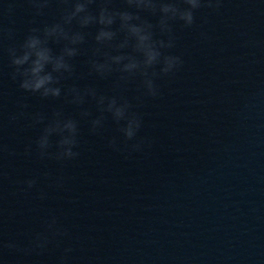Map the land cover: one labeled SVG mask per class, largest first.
I'll list each match as a JSON object with an SVG mask.
<instances>
[{
	"label": "clouds",
	"instance_id": "obj_1",
	"mask_svg": "<svg viewBox=\"0 0 264 264\" xmlns=\"http://www.w3.org/2000/svg\"><path fill=\"white\" fill-rule=\"evenodd\" d=\"M3 0L0 4V52L6 54L10 69L8 78L18 89L41 101H62L50 115L41 111L29 112V104L22 97L16 110L6 116L7 125L24 121L27 128H38L33 143L24 148V155L35 152L39 160H54L63 165L80 156V120H86L91 135H102L111 119L118 135L107 139L113 151L131 155L151 147L152 141L140 137L144 126L143 114L138 108L145 99L157 98L158 80L174 77L183 67L182 55L175 54V26L192 28L197 13L208 9L219 13L224 0ZM18 4H26L31 11L30 26L22 40L17 41L13 19ZM59 15L51 23H40L37 18L46 15L53 5ZM150 17L155 18L153 22ZM8 23L5 24L4 20ZM207 23V18H202ZM202 39H209L201 32ZM55 46V47H54ZM85 57L86 72H78V58ZM88 77L111 80L112 94L100 92L97 87L78 83ZM72 81V83H68ZM135 85V95L125 93ZM0 92V100L3 98ZM78 109V117L67 115L64 105ZM93 104L95 114L85 105ZM4 129V114L0 110V135ZM34 145V146H33ZM123 145V147H121ZM16 153L0 138V156ZM0 167V181L7 177ZM49 179L50 187H64V177ZM39 177L22 181L21 191L27 193L37 187ZM38 199H47L39 191ZM67 228L54 214L43 222V230L31 236L26 246L16 240H0V253H42L49 245L60 246L69 238ZM71 246L63 248L56 264H68Z\"/></svg>",
	"mask_w": 264,
	"mask_h": 264
}]
</instances>
